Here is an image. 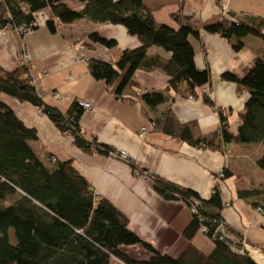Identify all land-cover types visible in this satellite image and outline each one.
Listing matches in <instances>:
<instances>
[{
  "label": "crops",
  "instance_id": "crops-1",
  "mask_svg": "<svg viewBox=\"0 0 264 264\" xmlns=\"http://www.w3.org/2000/svg\"><path fill=\"white\" fill-rule=\"evenodd\" d=\"M114 1V0H113ZM227 14L223 15L214 0H142L157 23L177 28L169 16L181 10L193 16L197 36L189 37L193 47V62L197 70H207L209 81L204 95L184 98L173 88H167L169 76L159 71H144L135 67L123 69L113 85L93 79L86 69L90 58L116 63L125 49L139 47L136 37L121 25L98 24L86 19H71L67 15L54 17L49 8L34 15L36 29L23 39L31 59L30 76L44 104L60 112L70 102L56 100L51 93L91 103L83 111L78 126L87 141H94L108 150H124L128 162L94 151L83 152L67 135L60 132L37 107L28 102L0 94L17 118L35 131L36 139L29 146L45 165L50 158L56 162L70 161L98 198H104L127 219V228L158 254L177 257L188 245L208 253L213 243L200 231L187 240L182 232L191 214L181 200H167L149 182L141 181L134 169L144 170L156 178L190 190L202 200H208L214 188L219 191L222 207L218 211L223 232L229 242L239 241L264 250V144L229 143L222 151L194 148L179 139L157 131L155 119L170 111L179 124L193 122L200 134L215 131L225 116L227 129L235 134L239 126L238 112L248 97V90L221 75H240L252 59L264 60V42L253 35L240 39L241 48L233 50V41L208 33L205 26L231 16H258L264 19V0H225ZM72 12H80L84 4L64 0ZM231 15V16H230ZM52 20L55 33L45 22ZM232 20V19H231ZM0 30V67L12 70L19 65L21 40L13 30ZM95 32L112 39L115 45L105 48L90 43L85 36ZM264 35V25L262 28ZM147 57L168 59L169 53L151 47ZM162 92L165 101L151 110L142 100L146 93ZM205 96L208 102L201 97ZM141 128H145L142 134ZM223 169V177L216 181ZM120 250L138 261L148 260L152 253L139 245L122 246ZM263 254V253H262ZM251 257L263 263L258 254ZM264 256V254H263ZM258 257V258H257ZM110 264H121L115 259Z\"/></svg>",
  "mask_w": 264,
  "mask_h": 264
},
{
  "label": "trees",
  "instance_id": "trees-1",
  "mask_svg": "<svg viewBox=\"0 0 264 264\" xmlns=\"http://www.w3.org/2000/svg\"><path fill=\"white\" fill-rule=\"evenodd\" d=\"M63 1L1 0L0 30L8 25L33 31L36 29L34 15L46 8L54 17L67 15L71 19L121 25L137 38L139 47L123 50L114 64L88 59L86 69L93 79L111 86L128 66L164 72L169 76L167 88H173L184 98L199 97V87L208 83V71L197 70L193 62L189 41V37L197 36L193 16L183 15L180 9L172 13L169 18L177 25L175 29L157 23L142 0H76L84 4L80 12L69 11ZM263 25L264 19L258 16H227L205 26L204 30L233 41L231 46L238 51L240 39L247 35L264 42ZM45 26L50 33H55L52 20H47ZM85 38L105 48L115 45L114 40L95 32ZM151 47L163 49L170 57L166 60L147 57L145 52ZM221 78L248 90L243 108L237 114L239 126L234 135L228 131L222 114L221 125L207 134H200L193 122L179 124L170 111L154 120V129L199 149L222 151L231 142L264 144V60L255 57L240 75L224 73ZM1 93L37 107L60 132H70L73 144L81 151L107 155V148L79 134L78 121L83 110L76 100L70 101L64 112L44 104L24 64L19 62L10 71L0 67ZM201 99L208 102L205 96ZM142 100L154 110L165 101V96L162 92L146 93ZM35 139V131L0 101V264H110L111 259L121 264H257L246 253L234 252L229 241L220 239L219 234L213 235L221 223L218 211L222 203L216 188L208 200H202L190 190L155 176L149 182L164 199L181 200L189 211L196 200V213L190 212L191 219L182 235L190 240L205 226L207 231L203 234L213 243L208 253L188 245L177 257L171 258L156 253L133 234L127 228L125 216L107 200L95 198L93 190L69 160L56 162L50 158L52 164L45 165L29 146L28 142ZM9 229L13 231L14 244L9 242ZM130 245H139L152 256L145 261L131 259L120 250Z\"/></svg>",
  "mask_w": 264,
  "mask_h": 264
},
{
  "label": "built area",
  "instance_id": "built-area-1",
  "mask_svg": "<svg viewBox=\"0 0 264 264\" xmlns=\"http://www.w3.org/2000/svg\"><path fill=\"white\" fill-rule=\"evenodd\" d=\"M1 1V0H0ZM219 8V10L222 12L223 15L227 14V5H226V1L225 0H214ZM10 26H6V28L4 30H2V34L4 33L5 30L10 29ZM20 38L21 40V53H20V63L24 64L30 74V69H31V59H30V55L26 49L25 43L23 41L24 37L26 35H28L29 33L32 32V29L30 28H24L23 26L20 27H13L11 28ZM33 83L34 80L32 79ZM200 91L204 94L207 95L208 94V88L206 86H201L200 87ZM51 95L59 101H62L63 99L68 100V98L66 96H61L58 92H52ZM78 106L83 110H90L91 109V103L87 102V101H83L79 98L75 99ZM71 101V99L69 100V102ZM145 128H141V132L142 134L144 133ZM79 134H82V130L79 128L78 129ZM67 136H69L70 140L73 141V137L70 134V132H66L65 133ZM107 156L111 157V158H115L118 160H121L123 162H128V158L127 155L125 153L124 150H111L109 149L107 152ZM223 169H220L219 172L217 173V178L216 181L219 182L220 178L223 177ZM133 173L139 178L141 179V181H145V182H150L153 178V175L149 174L148 172L144 171V170H139V169H134ZM93 194L95 196V198H98V195L95 191H93ZM198 205V202L196 200L193 201V203L191 204V209L190 212L192 213H196V206ZM257 211H259V213H261L262 215H264V210L258 208ZM199 231L201 233H205L207 231L205 226H201V228L199 229ZM219 234L220 239H224L225 241L228 240L227 235L223 232V226L222 223H220L218 226L215 227L214 231H213V235H217ZM229 241V240H228ZM230 244V248L237 253H247L250 254L251 250L257 251V252H261L258 248L256 247H252L249 246L243 242L239 241H233V242H228ZM228 244V245H229Z\"/></svg>",
  "mask_w": 264,
  "mask_h": 264
},
{
  "label": "rangeland",
  "instance_id": "rangeland-1",
  "mask_svg": "<svg viewBox=\"0 0 264 264\" xmlns=\"http://www.w3.org/2000/svg\"><path fill=\"white\" fill-rule=\"evenodd\" d=\"M2 32V31H1ZM67 98H68V100H65V99H63L62 100V102L63 101H65V102H68L71 98H69L68 96H66ZM74 99H76V98H74ZM80 99V98H79ZM73 100V99H72ZM81 100H83V99H81ZM83 101H86V100H83ZM88 102V101H87ZM69 136L70 135H68L67 137L69 138ZM73 137V136H72ZM69 140H70V138H69ZM70 141H72V140H70ZM73 142V141H72ZM8 238H9V242L11 243V244H14L15 243V238H14V235H13V231H12V229H9L8 230ZM203 253H205V252H203ZM254 253L255 254H257V251H254ZM250 256H251V254H250ZM259 257H260V259L263 261V263L262 264H264V256H263V254H262V252H260V255H259ZM252 258V257H251ZM253 259V258H252ZM257 264H261V263H259L257 260H255V259H253Z\"/></svg>",
  "mask_w": 264,
  "mask_h": 264
},
{
  "label": "bare ground",
  "instance_id": "bare-ground-1",
  "mask_svg": "<svg viewBox=\"0 0 264 264\" xmlns=\"http://www.w3.org/2000/svg\"><path fill=\"white\" fill-rule=\"evenodd\" d=\"M251 252H254V250H251ZM250 254H251V253H250ZM250 254H249V257L251 258L252 255L250 256ZM257 254L260 255L259 252H257ZM257 258H258V257H257Z\"/></svg>",
  "mask_w": 264,
  "mask_h": 264
},
{
  "label": "water",
  "instance_id": "water-1",
  "mask_svg": "<svg viewBox=\"0 0 264 264\" xmlns=\"http://www.w3.org/2000/svg\"><path fill=\"white\" fill-rule=\"evenodd\" d=\"M248 255V254H247ZM248 257H249V255H248ZM250 258V257H249Z\"/></svg>",
  "mask_w": 264,
  "mask_h": 264
},
{
  "label": "clouds",
  "instance_id": "clouds-1",
  "mask_svg": "<svg viewBox=\"0 0 264 264\" xmlns=\"http://www.w3.org/2000/svg\"><path fill=\"white\" fill-rule=\"evenodd\" d=\"M247 254V253H246ZM249 255V254H248Z\"/></svg>",
  "mask_w": 264,
  "mask_h": 264
}]
</instances>
